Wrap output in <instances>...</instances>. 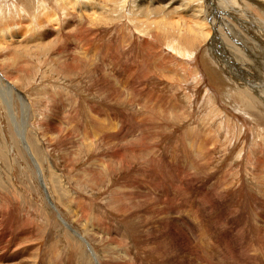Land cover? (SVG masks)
<instances>
[{"label":"rangeland","instance_id":"rangeland-1","mask_svg":"<svg viewBox=\"0 0 264 264\" xmlns=\"http://www.w3.org/2000/svg\"><path fill=\"white\" fill-rule=\"evenodd\" d=\"M241 1L0 0V254L264 264V106L240 87L264 8Z\"/></svg>","mask_w":264,"mask_h":264},{"label":"bare ground","instance_id":"bare-ground-1","mask_svg":"<svg viewBox=\"0 0 264 264\" xmlns=\"http://www.w3.org/2000/svg\"><path fill=\"white\" fill-rule=\"evenodd\" d=\"M43 1V0H42ZM102 1V0H101ZM153 2H157V3H159V2H161L162 0H152ZM240 2H242L241 0H239ZM252 1V0H251ZM257 1H259L260 3V5L264 8V0H257ZM88 2V1H87ZM90 2V1H89ZM99 2V1H98ZM149 3H150V1H148ZM91 3V2H90ZM243 3V2H242ZM37 4V3H36ZM41 4H43V3H40V6H41ZM45 4V3H44ZM174 2H167V6H168V8H169V6H170V10H169V12H173V9L176 7V6H174ZM259 5V6H260ZM151 6H153V5H151ZM261 7V8H262ZM41 8V7H40ZM159 8L160 7H153V8H151V9H148L147 11H150V12H152L153 11V13H154V11H155V13L156 12H159L160 10H159ZM243 8V7H242ZM262 8V9H263ZM161 9V8H160ZM202 9V8H201ZM177 10V9H176ZM220 10V9H219ZM243 10L245 11V8H243ZM77 11V10H76ZM167 12H168V10H166ZM235 11V10H234ZM78 12V11H77ZM146 12V11H145ZM154 13V14H155ZM236 13V12H235ZM255 19H256V22H258L259 23V25H260V27H261V25H262V27H261V30H259V29H257V30H259L260 32H262V35L261 36H259V37H255V40L257 41V42H262L263 43V41L262 40H264V22L263 21H261V20H259L258 18H256V16L253 14V13H251V12H249ZM151 14V13H150ZM157 14V13H156ZM202 14V15H201ZM246 14V13H245ZM68 15V14H67ZM78 15V14H77ZM90 15V14H89ZM172 15V14H171ZM198 15V18L196 19V17L197 16H193L194 17V19L193 20H197V22H201V21H203L204 23V25H206V23L208 24V21H207V13L206 12H200V14H197ZM200 15V16H199ZM85 16V15H84ZM148 16V15H147ZM156 16V15H155ZM243 16H246V15H244L243 14ZM143 17V16H142ZM158 17V16H157ZM161 17V16H160ZM164 16H162V18H163ZM241 18H242V16H240ZM191 18H192V16H191ZM209 18L210 19H213V16H211V15H209ZM222 18V17H221ZM223 18H225V17H223ZM167 19V18H166ZM245 19V18H244ZM148 20V19H147ZM82 21V20H81ZM157 21V20H156ZM195 21H194V23H195ZM169 22V21H168ZM172 22V21H171ZM170 22V23H171ZM214 19H213V24H214ZM248 22V21H247ZM84 23V22H83ZM156 23H158V22H156ZM166 23V22H165ZM164 23V24H165ZM174 24L175 23H173V26H170V27H172L173 28V30H175L174 29ZM196 24H198V23H196ZM252 24H254V23H252ZM172 25V24H171ZM199 25V24H198ZM204 25H203V27H204ZM247 25H248V23H247ZM250 25V24H249ZM258 25V26H259ZM156 26H157V24H156ZM162 27H164L163 25H161ZM167 26V25H166ZM200 26V25H199ZM209 25H207V27H208ZM252 26V25H251ZM257 26V27H258ZM168 27V26H167ZM202 26H200V28H201ZM215 27V26H214ZM253 27H255V26H253ZM116 28V27H115ZM158 28H159V26H158ZM187 28V27H186ZM191 28V27H190ZM246 28V27H245ZM256 28V27H255ZM255 28H254V30H255ZM16 29V28H15ZM161 29V27L159 28V30ZM164 29V28H163ZM167 29V28H166ZM178 29V28H177ZM181 29V28H180ZM180 29H179V31H180ZM202 29V28H201ZM200 29V30H201ZM217 29V28H216ZM247 29V28H246ZM248 29H249V27H248ZM165 30V29H164ZM189 30V29H188ZM187 30V31H188ZM195 30V29H194ZM250 30V29H249ZM102 31V30H101ZM162 31V30H161ZM176 31V30H175ZM251 31V30H250ZM159 32V31H158ZM166 32V31H165ZM197 33H198V31H196ZM202 32H203V30H202ZM211 32V31H210ZM163 33V32H162ZM170 33V32H169ZM189 33V32H188ZM217 32H215V34H216ZM258 33V32H257ZM171 34V33H170ZM192 34H193V32H192ZM196 34V33H195ZM104 35V34H103ZM109 35V34H108ZM118 35V34H117ZM157 35V34H156ZM220 35V34H219ZM255 35H257L256 34V32H255ZM174 36V35H173ZM179 36V35H178ZM200 36V35H199ZM258 36V35H257ZM122 37V36H121ZM163 37H165V36H163ZM167 37V36H166ZM191 36H189V38H190ZM198 37V36H197ZM139 38V37H138ZM200 38V37H199ZM210 38V37H209ZM119 39V38H118ZM175 39V38H174ZM187 39V38H186ZM197 38H195V40H196ZM202 39V38H201ZM90 40V39H89ZM100 40V39H99ZM103 40V39H102ZM151 40V39H150ZM192 40H194V39H192ZM153 41V40H152ZM175 41V40H174ZM209 41V40H208ZM48 42V41H47ZM68 42V41H67ZM87 42V41H86ZM194 42V41H193ZM110 43V42H109ZM190 43H191V41H190ZM254 43V42H253ZM261 44V43H260ZM93 45V44H92ZM104 45V44H103ZM113 45V44H112ZM177 45V44H176ZM129 46V45H128ZM188 46V45H187ZM209 46V45H208ZM258 46V45H257ZM259 47V46H258ZM80 48V47H79ZM132 48V47H131ZM125 49V48H124ZM65 50V49H64ZM255 50V49H254ZM101 51V50H100ZM114 51V50H113ZM131 52V51H130ZM100 53V52H99ZM138 53V52H137ZM103 54V53H102ZM258 55L257 56H259V54H260V56L258 57V58H256L254 61V63H255V66L254 65H249L248 63H244V64H242V68H243V72L246 74L247 73V75L248 74H250V71H251V74H252V77H254V78H252L253 79V81H251L250 82V80H248L247 82H245V79H246V76L247 75H245L244 77H243V79H244V84L245 85H240V87L242 88V90L244 91V93H245V91L247 92H250L249 94H251V91H252V84L255 82V89H254V92H255V95H257L258 96V98H259V102L264 106V63L262 62V59L264 60V47H262L261 49H260V51L257 53ZM103 56V55H102ZM105 57V56H104ZM182 57V56H181ZM199 57V56H198ZM240 60H241V58H239ZM243 59V58H242ZM198 60V59H197ZM138 61V60H137ZM116 62V61H115ZM194 62V61H193ZM241 62V61H240ZM249 62V61H248ZM196 63H198V61L196 62ZM249 63H252V61L251 62H249ZM191 64V63H190ZM147 65V64H146ZM145 66V65H144ZM192 66H193V64H192ZM70 67V66H69ZM89 68V67H88ZM221 69H223V68H221ZM69 70V69H68ZM112 70V69H111ZM131 73V72H130ZM129 73V74H130ZM137 73V72H136ZM135 73V74H136ZM137 74H139V72L137 73ZM147 74V73H146ZM230 74V77H231V73H229ZM243 74V73H242ZM234 75V74H233ZM238 77H239V75H237ZM4 78V76H2V75H0V79H3ZM234 77H236V76H234ZM241 77H242V75H241ZM138 78V77H137ZM233 78V77H232ZM250 79H251V77H249ZM5 79V78H4ZM130 79V78H129ZM144 79V78H143ZM204 79V78H203ZM251 79V80H252ZM6 80V79H5ZM4 80V81H5ZM9 83H11V81H8ZM109 83V82H108ZM139 83V82H138ZM140 84V83H139ZM99 85V84H98ZM115 85V84H114ZM206 85V84H205ZM6 86H7V84H6ZM132 85H130V87H131ZM207 86V85H206ZM11 87V90L13 89L12 87L13 86H10ZM9 87V88H10ZM96 87V86H95ZM120 89V88H119ZM123 89H125V88H123ZM154 89V88H153ZM146 90V89H145ZM191 90V89H190ZM101 91V90H100ZM127 91H129V90H127ZM14 92V91H13ZM145 92V91H144ZM96 93V92H95ZM118 93V92H117ZM139 93H141V92H139ZM171 93V92H170ZM19 94V93H18ZM253 95H254V93H252ZM123 95V94H122ZM138 95V94H137ZM136 95V96H137ZM145 95H147V94H145ZM25 96V95H24ZM121 96V95H120ZM133 96V95H132ZM131 96V97H132ZM142 96V95H141ZM19 97V96H18ZM101 97V96H100ZM128 97V96H127ZM20 98V100H22L23 101V104L25 105V108L27 109V107H28V104H27V102L25 101V98H23L22 96L21 97H19ZM147 98V97H146ZM138 99V98H137ZM149 99H151V98H149ZM148 99V100H149ZM78 100V99H77ZM139 100V99H138ZM127 101V100H126ZM130 101V100H129ZM147 101V100H146ZM68 103H69V101H68ZM118 103V102H117ZM169 103V102H168ZM27 106V107H26ZM149 106V105H148ZM71 107V106H70ZM78 107V106H77ZM176 107V106H175ZM29 108V107H28ZM72 108V107H71ZM76 108V107H75ZM79 108V107H78ZM97 108V107H96ZM129 108V107H128ZM127 108V109H128ZM55 109V108H54ZM67 109V108H66ZM124 109V108H123ZM134 109V108H133ZM56 110V109H55ZM81 109H79V111H80ZM85 110V109H84ZM83 110V111H84ZM82 111V110H81ZM154 111V110H153ZM71 112V111H70ZM160 112V111H159ZM162 112V111H161ZM68 113H69V111H68ZM84 113V112H83ZM135 113V112H134ZM167 113V112H166ZM151 114V113H150ZM81 115V114H80ZM235 116V115H234ZM65 117H66V115H65ZM72 117V116H71ZM80 118V117H79ZM221 119V118H220ZM65 120V119H64ZM152 121V120H151ZM155 121V120H154ZM139 122V121H138ZM141 122V121H140ZM85 123V122H84ZM145 125H146V123H145ZM74 126V125H73ZM142 127H143V125H142ZM148 128V127H147ZM150 128L151 127H149V130H150ZM245 129H247V128H245ZM142 130H143V128H142ZM152 131V130H151ZM197 131V130H196ZM247 132V131H246ZM79 133V132H78ZM120 135V134H119ZM141 135V134H140ZM186 135V134H185ZM201 135V134H200ZM142 136V135H141ZM212 136V135H211ZM95 137V136H94ZM147 137V136H146ZM210 137V136H209ZM130 138V137H129ZM205 138V137H204ZM90 139V138H89ZM197 139V138H196ZM108 140V139H107ZM181 140V139H180ZM183 140V139H182ZM96 142V141H95ZM184 142H186V141H184ZM98 143V142H97ZM102 143H104V142H102ZM100 145H102V144H100ZM115 145V144H114ZM119 145V144H118ZM213 145H214V143H213ZM94 146V145H93ZM133 146V145H132ZM145 146V145H144ZM209 146H211V145H209ZM104 147H105V145H104ZM124 147V146H123ZM96 148V147H95ZM127 148V147H126ZM98 150V149H97ZM167 150V149H166ZM211 150V149H210ZM217 151V150H216ZM122 152V151H121ZM167 152V151H166ZM104 153V152H103ZM102 153V154H103ZM109 154V153H108ZM114 154V153H113ZM123 154V153H122ZM86 155V154H85ZM116 155V154H115ZM118 155V154H117ZM107 156V155H106ZM212 156V155H211ZM114 157H116V156H114ZM124 157V156H123ZM114 159V158H113ZM206 159H208V158H206ZM73 160V159H72ZM97 160H99V159H97ZM127 160V159H126ZM213 160V159H212ZM215 160V159H214ZM112 161V160H111ZM110 161V162H111ZM124 161V160H123ZM206 163V162H205ZM74 164V163H73ZM94 164V163H93ZM128 164V163H127ZM108 165V164H107ZM110 165V164H109ZM213 165H215L214 163H213ZM212 165V166H213ZM190 168V167H189ZM87 169V168H86ZM213 169V168H212ZM88 170V169H87ZM92 170V169H91ZM87 172V171H86ZM84 176V175H83ZM136 176V175H135ZM191 177H193V176H191ZM195 177V176H194ZM217 178V177H216ZM130 179V178H129ZM198 179V178H197ZM135 182H137V181H135ZM187 182V181H186ZM217 182V181H216ZM249 182V181H248ZM44 183V182H43ZM260 184V183H259ZM45 185V184H44ZM195 185V184H194ZM240 185V184H239ZM198 186V185H197ZM212 187V186H211ZM263 187V186H262ZM261 187V188H262ZM250 188V187H249ZM232 189H233V187H232ZM241 189V188H240ZM215 190H216V188H215ZM261 191V190H260ZM47 192H48V190H47ZM48 196H49V192H48ZM218 196V195H217ZM83 197V196H82ZM257 199V198H256ZM49 200H51L50 199V196H49ZM209 202V201H208ZM251 202V201H250ZM231 204V203H230ZM263 204H264V202H263ZM237 205V204H236ZM243 205V204H242ZM4 206V205H3ZM174 206V205H173ZM239 206V205H238ZM150 207V206H149ZM213 207V206H212ZM231 207V206H230ZM54 208V207H53ZM148 208V207H147ZM9 209V208H8ZM87 209V208H86ZM229 209V208H228ZM256 209V208H255ZM81 210V209H80ZM155 210H156V208L154 207L153 208V206H152V208H149V212H155ZM88 211V210H87ZM15 212V211H14ZM19 212V211H18ZM56 212H57V210H56ZM252 212V211H251ZM84 213V212H83ZM81 214V213H80ZM138 214V213H137ZM136 214V215H137ZM262 214V213H261ZM24 215V214H23ZM87 215V214H86ZM139 215V214H138ZM137 215V216H138ZM197 215H199V214H197ZM245 215V214H244ZM250 215V214H249ZM253 215V214H252ZM141 216V215H140ZM150 216V215H149ZM3 217V216H2ZM253 217V216H252ZM258 218V217H257ZM264 218V217H263ZM5 219V218H4ZM13 221V220H12ZM177 221V220H176ZM194 221V220H193ZM192 222V221H191ZM229 222V221H228ZM225 224V223H224ZM251 224V223H250ZM262 224V223H261ZM115 227V226H114ZM252 227V226H251ZM176 229V228H175ZM238 229V228H237ZM70 231V230H69ZM115 231V230H114ZM243 231V230H242ZM71 232L74 234V235H76L77 237H78V239L79 240H81V241H83V244L85 243L86 244V240L81 236V235H79L78 233H76L74 230H71ZM166 232V231H165ZM241 232V231H240ZM71 233V234H72ZM237 233V232H236ZM251 234V233H250ZM253 234V233H252ZM243 236H244V234H243ZM76 237V238H77ZM246 237V236H245ZM261 237V236H260ZM73 239V238H72ZM242 239V238H241ZM244 239H246L247 240V238H244ZM260 240V239H259ZM243 242V241H242ZM248 242V241H247ZM246 242V243H247ZM249 244V243H248ZM253 245V244H252ZM251 245V246H252ZM214 246V245H213ZM250 246V245H249ZM258 247V246H257ZM174 248V247H173ZM246 248H248V247H246ZM245 248V249H246ZM172 250V249H171ZM250 250V249H249ZM252 250H254V249H252ZM246 251H248V250H246ZM249 253H250V251H249ZM254 253V252H253ZM260 253V252H259ZM174 254V253H173ZM231 254V253H230ZM32 255L33 254H0V264H24V263H26L27 261H28V258L29 257H31L32 258ZM119 255H121V254H119ZM133 255V254H132ZM143 255V254H142ZM129 257H131V256H129ZM146 257V256H145ZM145 257H143V258H145ZM189 257V256H188ZM219 257V256H218ZM16 258H18V259H16ZM143 258H142V256H140L139 255V257H138V255H137V257H134L133 259H134V262H135V264H149V263H146L147 261L145 260V262H144V260H143ZM148 258V257H147ZM191 258V257H190ZM244 258V257H243ZM24 259H27V260H24ZM146 259V258H145ZM194 259V258H193ZM245 259V258H244ZM256 259V258H255ZM40 260V259H39ZM150 260V259H149ZM187 260L190 262V260H189V258H187ZM126 261H127V258L126 257H124V254H123V256L121 255V256H117V254H92V255H87V254H50L49 255V253H48V255L47 256H45V257H43L41 260H40V264H126ZM131 261V260H130ZM220 261H221V259H220ZM245 261V260H244ZM29 262V261H28ZM148 262H151V261H148ZM246 262V261H245ZM194 263V262H193Z\"/></svg>","mask_w":264,"mask_h":264},{"label":"water","instance_id":"water-1","mask_svg":"<svg viewBox=\"0 0 264 264\" xmlns=\"http://www.w3.org/2000/svg\"><path fill=\"white\" fill-rule=\"evenodd\" d=\"M16 132H17V135L19 136V138H20L22 144L24 145V148H25L26 151L28 152L29 156H30L32 159H34V156L32 155L30 149L27 147L28 144H27L26 137H25V131L22 133L23 136L20 135V133L18 132L17 129H16ZM62 222H63L66 226H68L63 220H62Z\"/></svg>","mask_w":264,"mask_h":264}]
</instances>
